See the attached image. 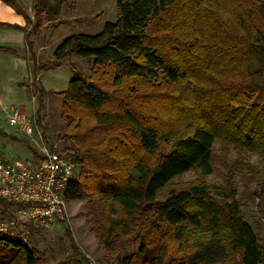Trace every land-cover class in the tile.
Wrapping results in <instances>:
<instances>
[{
  "label": "trees",
  "instance_id": "trees-1",
  "mask_svg": "<svg viewBox=\"0 0 264 264\" xmlns=\"http://www.w3.org/2000/svg\"><path fill=\"white\" fill-rule=\"evenodd\" d=\"M2 1L31 21L17 0ZM33 2L31 31L0 22L23 31L28 49L42 20L58 25L64 0ZM116 5L115 21L96 34L66 37L48 63L58 68L76 56L94 65L88 77L71 65L67 90L56 93L75 148L64 156L78 170L67 201L102 200L91 230L116 264H264V242L231 188L202 179L173 184L190 171L211 173L217 141L222 157L232 148L264 162V0ZM248 171L264 210V169ZM131 241L139 248L127 254ZM40 260L28 243L0 233V264Z\"/></svg>",
  "mask_w": 264,
  "mask_h": 264
},
{
  "label": "rangeland",
  "instance_id": "rangeland-1",
  "mask_svg": "<svg viewBox=\"0 0 264 264\" xmlns=\"http://www.w3.org/2000/svg\"><path fill=\"white\" fill-rule=\"evenodd\" d=\"M29 15L26 21L28 31L35 23L33 0H17ZM62 15L56 27L48 26L46 20L31 35L33 47L29 48L30 77L25 73L28 84L24 92L16 85L7 89L3 85L0 91V158L21 164H36L45 154L65 155L66 148L75 149L72 140L65 136V120L63 118L62 97L56 93L67 90L70 80L76 71L90 76L94 65L91 61L73 56L58 68H49L58 45L68 36L74 34H96L106 22L115 21L117 16L116 0H64ZM45 67L44 69H42ZM42 89L43 108L38 112V92ZM14 106L29 116L33 133L29 136L9 123V116ZM40 119V125L37 119ZM42 126V127H41ZM215 163L209 174L194 170L173 180L174 186L184 187L195 180L202 179L209 185H221L233 191L241 205L242 218L253 228L260 242H264V210L260 198L259 181L248 176L247 171L253 167L259 171L264 169V162L257 154L246 152L239 157L234 149H230L226 157H222L221 146L214 145ZM243 167L247 169L244 172ZM80 173V172H79ZM249 173V171H248ZM229 190V191H230ZM223 197V196H221ZM93 204L87 201H69L67 215L48 228L39 227L28 241V247L38 252L40 264H116L108 261L105 250L101 247L92 227L94 212H98L102 200L95 197ZM5 212L0 211V218ZM38 228V227H37ZM139 242L131 241L126 253L136 252Z\"/></svg>",
  "mask_w": 264,
  "mask_h": 264
},
{
  "label": "built area",
  "instance_id": "built-area-1",
  "mask_svg": "<svg viewBox=\"0 0 264 264\" xmlns=\"http://www.w3.org/2000/svg\"><path fill=\"white\" fill-rule=\"evenodd\" d=\"M9 123L26 135L32 122L14 106ZM45 156L36 164H21L0 158V233L28 243L31 227L48 228L67 215L66 189L77 174L76 163L42 149Z\"/></svg>",
  "mask_w": 264,
  "mask_h": 264
},
{
  "label": "crops",
  "instance_id": "crops-1",
  "mask_svg": "<svg viewBox=\"0 0 264 264\" xmlns=\"http://www.w3.org/2000/svg\"><path fill=\"white\" fill-rule=\"evenodd\" d=\"M0 22L13 25L26 26L25 18L9 4L0 0ZM0 47H10L17 51V54L0 52V91L3 85L12 90L14 86L24 92L28 87L24 74L30 77V56L26 42V35L23 31L13 28H0ZM26 84V86H22Z\"/></svg>",
  "mask_w": 264,
  "mask_h": 264
}]
</instances>
